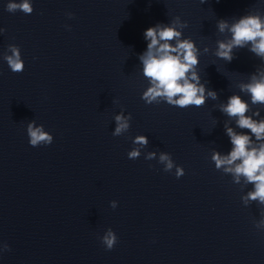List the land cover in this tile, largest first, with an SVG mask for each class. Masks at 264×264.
<instances>
[{
    "label": "clouds",
    "instance_id": "9594fccd",
    "mask_svg": "<svg viewBox=\"0 0 264 264\" xmlns=\"http://www.w3.org/2000/svg\"><path fill=\"white\" fill-rule=\"evenodd\" d=\"M201 2L204 3L205 0H201ZM6 10L10 13L20 10L25 14H31L33 6L30 0H21L19 3L9 0ZM217 26L220 32H224L227 28L232 34L231 39L227 42L217 41L218 48L215 55L218 58L231 62L234 59L233 48H244L249 43L251 44L249 50L258 57L264 58V20L259 15L242 16L230 27L226 21L221 20ZM186 27L187 22H181L180 17L176 16L167 25L157 24L145 30L144 38L149 43L147 51L140 56V61L143 65V75L148 78L151 86L144 91L141 99L147 104L160 103L161 99L167 104L179 108L200 107L205 104V86L200 83V77L194 70V67L199 64L197 58L199 50L191 38L181 39L182 29ZM4 31L5 29L0 28V33ZM170 41H175V45L169 43ZM9 47L12 54L4 57L8 67L14 73L23 72L25 64L21 60L19 49L15 46ZM240 90L250 94L253 105H264V73L259 78L253 75L250 83L240 85ZM207 97L215 100L217 93L208 91ZM220 110L229 117H237L236 124L240 129H248L257 141H264V120L257 122L247 116L249 105L240 96H230L226 104L220 105ZM130 117L131 114H129ZM115 121L117 126L112 135L119 136L128 129V119L117 115ZM34 123L31 122L27 126L30 146L51 145L53 136L44 132L42 126L34 127ZM226 132L233 147L224 156L219 152L213 153L212 159L216 168L223 167L225 172L233 173L236 182H239L240 176L246 177L247 182L254 185V191L248 194L246 201L258 200L264 204V143H261L257 148L252 146L249 134L236 133L227 126ZM134 143L145 146L148 141L145 136H138ZM127 155L130 160L138 159L140 150L134 149ZM154 156L155 153H149L146 158L152 159ZM160 161L166 162L165 171L173 167L169 154L161 153ZM236 161H240V163L237 164ZM184 174L183 168L178 167L176 177L179 179ZM113 207H115V202H113ZM117 242V235L112 229H109L102 238V244L106 250H112Z\"/></svg>",
    "mask_w": 264,
    "mask_h": 264
}]
</instances>
